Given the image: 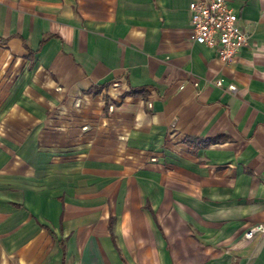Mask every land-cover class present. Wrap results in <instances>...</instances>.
<instances>
[{
	"label": "crops",
	"instance_id": "1",
	"mask_svg": "<svg viewBox=\"0 0 264 264\" xmlns=\"http://www.w3.org/2000/svg\"><path fill=\"white\" fill-rule=\"evenodd\" d=\"M193 1L0 0V264H264V0Z\"/></svg>",
	"mask_w": 264,
	"mask_h": 264
},
{
	"label": "built area",
	"instance_id": "2",
	"mask_svg": "<svg viewBox=\"0 0 264 264\" xmlns=\"http://www.w3.org/2000/svg\"><path fill=\"white\" fill-rule=\"evenodd\" d=\"M191 16V42L214 50L224 64L233 63L239 51L249 45V36L241 27L238 15L229 0H198L189 5ZM118 84H116L117 86ZM221 86L220 81L217 82ZM228 90L235 92V85ZM113 110L114 106H110ZM247 241L264 238V224L250 228L244 235Z\"/></svg>",
	"mask_w": 264,
	"mask_h": 264
},
{
	"label": "trees",
	"instance_id": "3",
	"mask_svg": "<svg viewBox=\"0 0 264 264\" xmlns=\"http://www.w3.org/2000/svg\"><path fill=\"white\" fill-rule=\"evenodd\" d=\"M188 145L190 147H194V148H200V147H204L207 146L208 144H210V142H203L200 139H189L187 141Z\"/></svg>",
	"mask_w": 264,
	"mask_h": 264
}]
</instances>
